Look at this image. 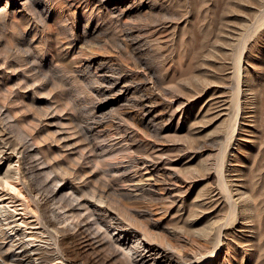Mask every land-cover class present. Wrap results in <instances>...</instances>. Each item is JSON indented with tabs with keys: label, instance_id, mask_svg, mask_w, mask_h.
Instances as JSON below:
<instances>
[{
	"label": "rangeland",
	"instance_id": "obj_1",
	"mask_svg": "<svg viewBox=\"0 0 264 264\" xmlns=\"http://www.w3.org/2000/svg\"><path fill=\"white\" fill-rule=\"evenodd\" d=\"M0 11V154L8 144L24 149L11 179L42 222L56 226L51 239L75 255L71 264H164L150 260L155 248L136 262L142 242L129 210L94 196L104 179L116 180L99 162L105 156L90 149L114 134L143 152L160 147L176 167L166 175L193 185L175 193L168 184L165 200L112 192L111 203L161 213L167 206L152 229L181 243L185 258L264 264V0H31L25 7L12 0ZM58 40L74 51L75 69L60 65ZM91 45L98 54L80 62ZM237 60L247 69L234 110ZM177 106L185 108L180 120ZM237 111L224 163L237 181L228 201L217 193L216 166ZM2 192L10 191L0 181ZM9 194L0 197L19 217L24 199ZM132 212L154 222L150 212Z\"/></svg>",
	"mask_w": 264,
	"mask_h": 264
},
{
	"label": "bare ground",
	"instance_id": "obj_2",
	"mask_svg": "<svg viewBox=\"0 0 264 264\" xmlns=\"http://www.w3.org/2000/svg\"><path fill=\"white\" fill-rule=\"evenodd\" d=\"M11 1L12 0H5V3L3 4V7L0 8V10L6 11L7 6L9 3H11ZM30 1L31 0H16V2L19 3V5H21L22 7H25L26 4ZM114 2L116 1H112L111 4H114ZM263 19L264 17H262V20ZM63 45L64 44H60V40H58L56 47L62 50V57L59 59V63H61V66L69 65V67L75 69V67L73 66H75L74 64L77 60L74 55V51L68 52L69 50H65L64 47H62ZM97 54V46L91 45L86 49L84 53H82L80 62L84 61L85 58H92ZM234 65L235 70L233 72V76L235 78V81L237 82V87L235 88V91L232 95L233 97L230 100V105H233L234 110H238L241 109V68H245L246 70L247 66L246 64L244 66L241 65L240 60H237ZM65 70L67 69L65 68ZM203 89L204 87L197 88L196 90L193 89L192 94H188V96L183 101L184 106L186 107L189 104H193L201 94ZM210 104L211 102L208 103V105ZM177 107V113H179L178 118L180 120L181 116H184L185 108L179 106ZM222 114H227V112ZM238 116L239 112L237 111L235 112L233 123H231L229 126L227 136H225V144L222 146V157L217 163L218 166H216L217 175L219 177V180L218 178L217 180L218 183L220 182V185L222 187V191L220 189H217V193H224L228 201H230L234 193H236L232 189V185H237V181H235L236 177L231 179L227 177L224 163L226 161L227 146L230 143L231 139H233L236 130ZM238 129H241L240 124L238 126ZM114 135H110L106 141H104L103 143H99L98 146H94L90 149V151H92V155L101 154L102 156H105V158L103 160H99V162H102V167L104 170L108 169L112 171V173L109 175V179L116 180V182L111 183L109 180L104 179L105 184L95 191L96 193L94 194V196H96L97 201L108 203L109 206L117 211H120L122 209L129 210L126 213L128 216L130 215L129 217H131V220L133 222V231L136 235H138V239H140V241L142 242L140 246V255H143V257L141 259L134 258V260L136 262L143 261L145 257H149L146 256L144 252L153 251L155 248L154 252H150V254H154V256L149 257L153 262L158 260L164 262V264H221L212 256L204 260L201 259L205 257L200 258V260L185 258L183 253L181 252V249L179 248V244L181 243L173 242L167 237L161 234H157L152 229L153 224L155 225L156 222H159L161 220L162 215L166 212L167 206L165 211L161 213L158 210H150L149 206L147 205H145L141 209H138L135 205H124L120 202L123 205V207H121L120 203L118 205L116 203L113 204L110 202L109 197L112 192L125 195L129 198L136 197L141 193L150 192L152 194H159L162 199L165 200L167 199V195L163 194H169L167 186L168 184H173L174 187L172 188V190L176 191L175 193H178L180 191V188L183 186L190 187L193 185V183L191 182L192 180L189 181L187 179H184L181 182H177L175 175L171 173L166 175L167 171L173 168L175 169L176 167H174L173 165V159H169L160 147H151L152 151L143 152L140 149L138 150L137 148H135L136 146L133 145L134 143L132 144L126 141L123 142V139H120L119 137L117 138ZM96 137L98 138L99 136ZM23 152L24 149L22 148V146H12L8 144L4 149H2L0 154L2 155L1 157L7 161L4 173L2 176H0V181L4 184V188L10 191L2 192L0 193V195L3 197V195L10 193L9 195H11V197L18 196L19 199H24V202L22 203L23 207H20L22 212L19 217H16L15 211H17L18 207H16L14 204H8V202H5L2 197H0V264H71L70 261L76 262V260L78 259L74 254L72 255L66 248L63 247V242L61 240L52 241L50 234L51 229L54 227L53 231L58 232L56 226L52 224V227H49L48 222H42L40 216L36 213V210L31 207L29 199L27 198V195L24 194L22 187L19 186L16 181H13L11 179L13 177L12 175H10V173H19V165H14L12 163L14 161L20 163L21 154ZM165 176H168L167 179L169 180V182L166 181ZM208 196H210V194H208ZM11 197L9 199V201H11L10 203L14 201ZM230 203L233 208L236 207L235 201H232ZM115 205L118 206L116 207ZM10 207H12V209H10ZM25 208L31 210L35 221L29 222V220L25 218L24 212H27L25 211ZM133 210L140 214H147L150 212L152 215H154V222L138 219L137 216L132 212ZM194 221V218L188 219V222L190 223ZM29 223L32 226H29V230L26 231L25 227H27L26 225ZM45 233L47 234V237L43 236V234ZM182 240L185 241L184 239ZM217 240L218 242L220 241L219 238ZM84 241L87 242V240L85 239ZM79 262L81 263L83 261L80 260ZM85 264H89V262L86 261ZM90 264L95 263L91 262Z\"/></svg>",
	"mask_w": 264,
	"mask_h": 264
}]
</instances>
